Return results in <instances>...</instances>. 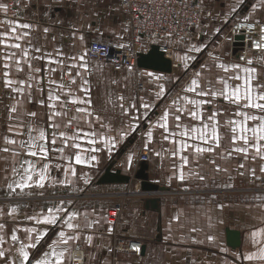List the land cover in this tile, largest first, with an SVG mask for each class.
I'll list each match as a JSON object with an SVG mask.
<instances>
[{
	"label": "crops",
	"instance_id": "0c3cea01",
	"mask_svg": "<svg viewBox=\"0 0 264 264\" xmlns=\"http://www.w3.org/2000/svg\"><path fill=\"white\" fill-rule=\"evenodd\" d=\"M227 1L220 0L215 12L223 15V19L264 20V0H256V6L260 9L253 11V7H250L248 11L232 16L227 15V7H230ZM0 3L9 4L7 14L0 12V31L10 28L8 21L31 25L29 29L17 30L19 35L25 32L29 35L20 41L22 49L16 50L18 57H22L23 71H17L13 64L10 78L24 79L33 85L32 94L27 99H24L27 96L26 85H21L25 87L23 94H14L0 87V149H12L8 153L0 151V207H7L9 215L8 218L0 217V224H4V228L0 229V251L6 253V259L0 258V264H11L13 259L19 257L20 245L29 242L28 236L33 228L47 233L37 248L30 250V257L40 258L44 251H50L47 245L59 239L61 227L66 234L73 233V230L63 225V220L76 211L80 214L73 222L80 225L76 233L79 240L69 242L63 264H264L258 259H246L252 253L259 254L261 245L254 243V239L264 242V236H252L253 232L264 228V157L252 149L247 155L233 150L235 146L241 145L240 142L234 145L233 136L236 132L233 129L237 127V122L243 121V117L236 114L235 104L223 97H201L184 91L191 80L197 78L196 73H200L198 83L201 87H223V79L237 71L233 67L236 64L241 65V75H244V67H256L255 86L257 78L264 80L263 55L250 54L248 60L252 64L232 60L231 48L227 58L205 57L190 69L180 88L175 89V83L182 77L180 71L195 60L192 47L174 48L172 73L143 68L116 71L111 65L91 60L87 55V69L78 67L84 63L78 58L87 53L93 41L109 42L120 48L129 47L125 13L119 0H0ZM219 27V24L215 25V31ZM23 51L28 52L27 57H23ZM73 56L77 60H72ZM183 57L191 58L185 60ZM29 63L31 67H28ZM70 65H77L71 68V75ZM220 65H224L228 71L225 72ZM2 68L3 61L0 59V77L3 75ZM35 69L40 71L36 72ZM63 72L68 73L66 80H62ZM29 76L34 79L28 80ZM72 78H75L76 83L70 85L71 94H68V88L61 91L60 83H68ZM83 79L88 80L87 85H83ZM138 83L143 84L142 90L138 89ZM238 83L242 84L243 81L228 79L230 88ZM160 84H164L165 91L157 97ZM82 88L90 91L82 92ZM52 90L61 95L60 102L47 99ZM13 95L21 100V104L11 99ZM121 96L122 101L119 99ZM183 96L205 101L200 107L201 115L206 117L217 113L216 121L193 120L187 112L181 113L179 122L175 121L176 107H190L186 100L180 99ZM74 98L90 99L91 103L73 104ZM42 100L45 103L42 104ZM173 100H179V105H173ZM121 103L123 109L119 106ZM53 104L56 108L52 107ZM131 104L137 107L133 109ZM144 104L149 107L145 109ZM12 106L17 107L16 113L10 111ZM85 107L92 111V117H85L84 113L77 111ZM165 111L169 113V132L177 133L167 141L164 140L167 133L157 123ZM241 111L260 114L257 110ZM29 112L36 113L35 117H30ZM54 112H60V115L54 116ZM96 115L100 116L99 121L95 120ZM69 120H72L71 124ZM16 121L43 128L49 138L53 131L57 132V144L47 145L51 150L48 160L44 161L50 165L51 181L46 183L44 189L34 187L25 190L27 196L22 194L23 197L14 196L7 188L9 183L18 179L12 169L19 168L25 158H30L18 148L19 141L27 138L26 129H19L24 133L22 136L8 131L9 125ZM217 121L219 147L211 140L208 143L194 140L192 137L199 135L196 132H190L188 137L183 138L178 135L182 129H202L205 124L211 125ZM51 123L58 127L51 128ZM177 123L182 129L175 127ZM247 123L249 127L255 126V122ZM229 130L232 137L230 147L225 142V133ZM60 131L69 136H78L76 143H80L82 149H75L70 140L65 153L60 154L57 151L59 146H63L58 135ZM149 131L153 133L151 140L147 136ZM88 132H95L97 136L89 137L86 135ZM208 132L211 133V127ZM108 135L118 137V143L112 151L105 147L103 137ZM247 135L252 134L249 132ZM5 137L16 139L17 145L8 144ZM90 139H95L96 143L90 144ZM181 139H186L192 146L186 152L180 149ZM196 145L205 149L212 147L214 150L195 154ZM93 148L100 150L92 152ZM173 149L178 153L175 156L172 155ZM77 152L86 159V163L75 164L74 155ZM143 152L148 153V159H142ZM184 154L189 158L187 166L181 160ZM62 155H71V164L62 159ZM91 155H96L97 159L92 161ZM129 156L132 157L131 162ZM113 161L115 168L132 176L143 162L147 163L149 180L166 187L165 193L145 194L138 188L139 180L135 178L130 184H98L99 177ZM35 162L39 167L41 158H35ZM69 168H74L77 175L73 176L70 172L65 175V170ZM181 168L186 177L184 181L179 179ZM253 169L255 176L252 175ZM191 173H198L205 178L201 180L198 175ZM59 180L71 181V184L65 186L58 183ZM241 192L245 194L243 199L240 198ZM156 198L159 199V208L151 202ZM61 200L68 211L59 214L61 220L56 225L26 219L30 215L46 214L48 207H59ZM118 206L121 210L118 217L113 219L109 211ZM12 209H17L15 212L18 213L23 210L25 217L10 216L15 214ZM227 229L241 233L239 247L233 248L227 244ZM12 235H17L18 240L13 242ZM131 241L142 244L140 256L127 252V244ZM118 245L121 250H116ZM31 264H34V259Z\"/></svg>",
	"mask_w": 264,
	"mask_h": 264
},
{
	"label": "snow or ice",
	"instance_id": "6c2138e0",
	"mask_svg": "<svg viewBox=\"0 0 264 264\" xmlns=\"http://www.w3.org/2000/svg\"><path fill=\"white\" fill-rule=\"evenodd\" d=\"M242 2V0H241ZM9 11V4L7 3H0V12H3L7 14ZM7 23L10 24V28L7 31H0V49L3 51L0 52V59L3 61V75L0 77V87L9 89L11 93L14 94H23L25 92V87H21V85H26L27 89V96L24 97V99H27L31 96L33 85L31 83H26L24 79L14 80L10 78L12 65L15 64L16 70L22 72V57H18L16 50H21L22 45L20 41L24 39V37L28 36L29 33L25 32L23 35L17 34L18 28L22 29H29L31 27L28 23H18L14 21H8ZM45 32L48 31L47 28L44 29ZM80 39H83V37H80ZM255 47L260 50L264 49V44L257 42L255 44ZM12 50V51H9ZM193 51H199L198 48L193 47ZM37 51H40L39 48H37ZM86 55L87 53L81 55L78 59L79 61H83L84 63H81L78 65L80 68L87 69V62H86ZM28 52L23 51V57H27ZM191 57H183V59H190ZM264 59V56L261 57ZM72 60H77V57L73 56ZM57 63H63V61H58ZM247 64H252L251 60L247 61ZM28 67H31V64H28ZM77 67V65H70L69 66V75H71V68ZM220 67L224 68V71L227 72L228 69L224 65H220ZM237 71L233 72L227 79H223V87L216 89L211 86L207 87H201V85L198 83V78L200 76V73H196V77L191 80L190 85L184 89L186 93H196L197 95L204 97V96H213V97H223L224 99L231 101L233 104L237 106V115H240L243 117L242 122H237V127L233 129L234 132H236V135L233 136V143L234 145H237V142H242V145H237L234 147V151L238 153H244L245 155L248 154L249 148H251L257 155H260L264 157V80H261L259 78L255 81L254 86V75L257 72L256 67H244L243 73L244 75L239 74V70L241 69V65L236 64L233 66ZM36 72H39L40 69H35ZM34 77L29 76L28 80H32ZM228 79H232L234 81H240L242 80L243 83L236 84L235 87H231L228 85ZM51 83L55 84L56 81H51ZM76 80L75 78H72L68 83L61 82L60 83V90L63 91L65 88H68V94H71V84H75ZM83 85L88 84L87 79H83L82 81ZM159 91L156 93V96L159 97L161 93L165 91L164 84H160ZM82 92H88L90 89H81ZM12 100L15 101L16 104H21V100L16 99V96L13 95L11 97ZM48 100H55L57 102H60L62 97L59 93L56 92V90L49 91ZM119 99L122 101L123 97H119ZM180 99L186 100L188 105L190 107H182L178 106L175 109V121L179 122L181 120V113L187 112L188 115L192 117L193 120H202L207 119L209 121H216L217 113H212L206 117L201 115L200 107L201 104L206 103L203 100H195V99H189L187 96L180 97ZM66 102V98H65ZM41 103H45L43 100ZM73 104H90V99H79L74 98L72 100ZM173 105H179V100H173ZM121 109L124 108V105L121 103L119 105ZM53 108H56V105H52ZM131 108L135 109L137 106L135 104L130 105ZM143 107L147 109L149 107L148 104H144ZM241 109H250V110H257L260 114H253L249 111H241ZM10 111L12 113H16L18 111L16 106H12ZM78 112L84 113L85 117H92L93 113L88 108H78ZM28 115L30 117H35L36 113L29 112ZM54 116L60 115V112H54ZM75 119V117H73ZM95 120L99 121L100 116L96 115ZM169 113L168 111H165L163 115L160 118V121H158L159 128L163 129L166 135H164V140H169L170 137L176 136L177 133L175 131L169 132ZM255 122V126L249 127L247 122ZM69 124L72 123V120L68 121ZM231 123V121H230ZM51 128L56 129L58 125L55 123H51ZM101 127H104L103 124H101ZM177 129H182V126L177 123L175 125ZM211 127V133L208 132V129ZM218 127V121L215 124H205L203 128H192V129H182L178 135L180 137H188L190 132H196L199 133L198 136L192 137L194 140L199 139L203 141L204 143H208L209 140H211L212 143H215L217 147L220 146V137L217 131ZM19 129H26V139H21L18 143V148L22 152L26 153L27 157L25 158L23 162L20 164L19 168H13L12 171L14 174L18 177V179H14L12 183H9L7 185V188L10 190L11 194L14 196L25 194V190H30L32 188H40L44 189L46 186V183L50 182L51 172H50V165L49 163H46L44 161L48 160L49 153H50V147L47 145H56L57 144V132L53 131L51 133V137L49 138V135L46 133V131L39 127V126H33V124L27 123V122H19L16 121L14 123H11L8 127L9 132H14V135L22 136L24 135L23 132L19 131ZM129 129L131 130V125H129ZM81 131H83L81 129ZM251 132V136L247 135V133ZM124 135H127V132L123 133ZM59 137L63 141V146H59L57 148V151L60 154L65 153V149L68 147L69 141L71 140L73 142V147L77 150L82 149V145L80 143H76V141L79 139L78 136L72 135L69 136L66 132L60 131L58 133ZM89 137H95L97 136V133L95 132H88L86 133ZM148 138L151 140L153 138V133L149 131L147 133ZM105 147H107L108 151H112L117 143H118V137L115 135H108L103 137ZM5 140L8 144L11 145H17L16 139H9L8 137H5ZM90 144H95V139L89 140ZM175 143V141H173ZM179 146L182 152H186L189 150L192 146L189 145L186 139H181L179 141ZM99 148H93L91 149L92 152L99 151ZM205 150L211 152L214 149L212 147H208L205 149L204 147H201L199 145L195 146L194 152L195 154L203 153ZM0 151H3L5 153H8L12 151V149L8 147H3L0 149ZM20 154L19 152L17 153ZM177 151L173 149L172 155H177ZM231 155V152L229 153ZM40 157L41 158V164L39 167L37 166V163L35 162V158ZM62 159H66L69 161V164H71L72 156L71 155H62ZM90 159L92 161H95L97 159L96 155H91ZM132 157L129 156V162H131ZM181 160L183 162L184 166H187L189 163V158L187 154L181 155ZM74 161L76 165H80L82 163H86V159L80 154V152H77L74 155ZM214 163V161H213ZM57 167H60L57 165ZM241 167L243 165L241 164ZM219 171L220 169L217 168ZM264 171V169H262ZM68 172L71 173V175L76 176V170L74 168H69L65 170V175L68 174ZM192 175H198L199 179L203 180L205 177L202 175H199L198 173H191ZM252 175L255 176V170H252ZM179 179L181 181H184L186 179L183 168L180 169ZM58 183L65 184V186H69L71 184V181H65V180H59ZM19 190V192L17 191ZM65 202L63 200L60 201L59 207H48L46 209V214H42L40 216H27L26 219L32 221L35 220L38 223L48 224V225H56L60 220V213L61 212H67L68 210L65 208ZM17 209H12L13 212H15ZM79 212H71V214L68 216L67 219L63 220V225H66L67 229L73 230L72 234H66V232L63 230V227L58 231V237L57 240H52L47 247L50 249V251H44L42 256L40 258H33L30 257V250L37 248V246L41 243V241L44 239V237L47 235L46 232L41 233L38 229H31L30 234L28 236L27 243H21L20 245V255L19 257H16L13 259L11 264H17V260L19 264H31V261L34 259V264H63L64 262V253L67 251V245L72 240H79V236L76 235V233L80 230V225L77 223H74L73 221L76 219V217L79 216ZM86 215V214H85ZM94 223H99V221H95ZM90 226V225H89ZM4 228V224H0V229ZM261 235L264 236V228H260L258 232H253L252 236L255 238L256 236ZM90 239V238H89ZM209 239H212V237H209ZM11 240L13 242L18 240L17 235H12ZM254 243L260 244L261 247L259 248V254L252 253L246 257L249 261H252L253 259H258L261 262H264V242L255 240ZM63 246V247H61ZM59 249V250H58ZM10 254V253H9ZM0 258L6 259V253L4 251H0Z\"/></svg>",
	"mask_w": 264,
	"mask_h": 264
},
{
	"label": "built area",
	"instance_id": "2783aa9c",
	"mask_svg": "<svg viewBox=\"0 0 264 264\" xmlns=\"http://www.w3.org/2000/svg\"><path fill=\"white\" fill-rule=\"evenodd\" d=\"M205 3L206 0H119L125 13L129 47L120 48L109 42L93 41L88 48L87 57L105 62L116 71L125 68L137 71L138 53L146 52L152 44H158L173 60L175 46L184 43L201 26ZM228 34L231 38L232 60L245 63L250 54L264 56V49L258 50L255 47L257 42L264 44V20L235 19ZM61 77L66 80L68 73L63 72ZM137 87L142 90L143 84L138 83ZM141 157L148 159V153L143 152ZM120 210L119 206L115 207L109 214L115 219ZM121 249L120 245L116 246V250ZM126 250L140 256L142 244L131 241Z\"/></svg>",
	"mask_w": 264,
	"mask_h": 264
},
{
	"label": "rangeland",
	"instance_id": "374dc122",
	"mask_svg": "<svg viewBox=\"0 0 264 264\" xmlns=\"http://www.w3.org/2000/svg\"><path fill=\"white\" fill-rule=\"evenodd\" d=\"M219 1L220 0H208L207 5H205V15L201 26L197 30H195L184 43L175 46L176 49L179 47L180 48L195 47L199 49V51H194L195 60L191 61L189 65H187V67H184L183 70L180 71L181 72L180 75H182V77L175 83L176 86L175 89L180 88L179 86L183 83L184 79L187 78L186 75L188 72H190V69H192L195 65L198 64L199 61L203 60L205 57L223 56L224 58H227L229 56L231 38L230 35L228 34V30L230 25L232 24V21H234L235 19L232 17L231 18L234 20L223 19L222 18L223 15L215 13L217 7L220 6ZM227 4L230 5V7H227L228 12L226 11L228 16L231 14L239 15L243 11H248L250 7H253L252 8L253 11L260 9L259 7L256 6V0H242V2L241 0H228ZM262 12L264 13V10H262ZM236 15L233 16L236 17ZM217 24H219L220 27L217 31H215V25ZM142 126L143 125L141 124L140 128H142ZM231 138H232L231 131L229 130L227 131V133H225V142L228 143L227 145L229 147H230L229 142ZM240 143L242 145V142ZM259 183L260 182H257V184ZM158 193H165V192L158 191ZM244 195L245 194L241 192L240 198L243 199ZM17 196L23 197L22 194ZM24 196L27 195L25 194ZM7 209H8L7 207H0L1 218H8L9 215L7 214L8 211ZM112 212L113 214L115 213L114 211ZM19 215L21 216V219L25 217V213H23V210H20L19 213L15 212V214H12L10 216L17 217Z\"/></svg>",
	"mask_w": 264,
	"mask_h": 264
},
{
	"label": "water",
	"instance_id": "95a60500",
	"mask_svg": "<svg viewBox=\"0 0 264 264\" xmlns=\"http://www.w3.org/2000/svg\"><path fill=\"white\" fill-rule=\"evenodd\" d=\"M137 66L139 68L164 73H172L174 70L172 59L166 55L165 51L162 50L158 44H152L146 52L138 53ZM114 165L115 162L113 161L106 167L97 181L98 184H130L133 178H135L139 180V188L145 194L165 191L167 189L166 187L160 186L149 180V175L147 173L148 165L145 162L140 165L139 169L133 176L130 174H124L121 169L115 168ZM151 202L154 206L159 208L158 198L152 199ZM227 244L233 248L239 247L241 244V233L237 230L227 229Z\"/></svg>",
	"mask_w": 264,
	"mask_h": 264
}]
</instances>
